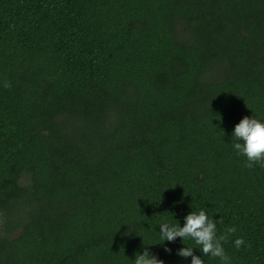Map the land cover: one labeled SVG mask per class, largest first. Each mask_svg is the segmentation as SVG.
Wrapping results in <instances>:
<instances>
[{
	"label": "trees",
	"instance_id": "obj_1",
	"mask_svg": "<svg viewBox=\"0 0 264 264\" xmlns=\"http://www.w3.org/2000/svg\"><path fill=\"white\" fill-rule=\"evenodd\" d=\"M244 116L264 119V0H0V264H189L158 224L191 205L236 228L231 264H264Z\"/></svg>",
	"mask_w": 264,
	"mask_h": 264
},
{
	"label": "clouds",
	"instance_id": "obj_2",
	"mask_svg": "<svg viewBox=\"0 0 264 264\" xmlns=\"http://www.w3.org/2000/svg\"><path fill=\"white\" fill-rule=\"evenodd\" d=\"M7 86V85H5ZM231 147L238 156H243L245 166L264 167V119L244 116L236 123L231 131ZM192 208L183 217V225L169 223L162 220L159 225V237L165 242L172 243L176 238L182 241H191V244L182 243L184 246L175 250V254L181 258H189V264H204V257L217 258L219 264H231L230 257L226 254L223 243L228 237L236 232L233 226H227L222 234H217V225L222 224L223 220L219 216L215 220L209 216L204 208L194 210ZM232 245L237 250L246 246V241L241 236H236L232 240ZM193 249H198L200 255H195ZM164 251L171 253L172 249L167 246ZM132 264H164L148 247H144L140 252L134 253Z\"/></svg>",
	"mask_w": 264,
	"mask_h": 264
}]
</instances>
